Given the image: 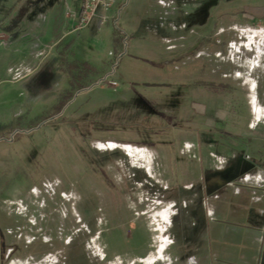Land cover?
Listing matches in <instances>:
<instances>
[{
	"label": "rangeland",
	"instance_id": "rangeland-1",
	"mask_svg": "<svg viewBox=\"0 0 264 264\" xmlns=\"http://www.w3.org/2000/svg\"><path fill=\"white\" fill-rule=\"evenodd\" d=\"M81 6L0 0V236L45 264L198 259L221 225L228 237L248 222L244 209L230 215L226 196L249 137L264 138V0H118L101 55L91 24L87 39L67 38L45 63L69 77L93 68L84 89L57 101L62 80L37 99L8 70L21 56L15 42L36 40L56 18L78 21ZM200 30L221 48L188 58ZM167 208L160 232L154 216Z\"/></svg>",
	"mask_w": 264,
	"mask_h": 264
},
{
	"label": "crops",
	"instance_id": "crops-1",
	"mask_svg": "<svg viewBox=\"0 0 264 264\" xmlns=\"http://www.w3.org/2000/svg\"><path fill=\"white\" fill-rule=\"evenodd\" d=\"M49 1L50 0H47V3ZM62 1H64L68 7H71L74 2V0H61V2ZM73 15L76 16V14L72 13L71 16ZM52 23L53 24L50 25V31H43L44 33L36 37V40L32 39L30 42L17 40L15 42L22 48L19 62L8 68L11 74H15V71L19 72V74L14 77L13 82L15 84L25 81L29 82L28 80L45 66L51 51H53L52 49H56V52L61 56L62 52L60 47L63 46V43L67 38L75 35L78 39L82 37L87 39L88 33L82 34L83 29L75 34V28L77 26L76 19L71 22L65 21L63 23L61 19L56 18L54 21H52ZM55 26L58 27V31L54 33V35L53 29L55 30ZM102 28L98 29L96 27L97 30L93 28L89 33V37H92L93 41L95 39L94 53H97L98 55H101L107 46L104 38L99 36V32L102 30ZM1 38H4V36H1ZM233 47L234 46H231V48ZM100 58L101 57L98 56V62L101 60ZM85 64L87 63L85 62ZM50 68H52V70L55 69L54 67ZM159 74L161 73H158V75ZM164 74L167 75L165 72ZM42 97L43 95L37 96V99H41ZM259 123L263 124L264 119ZM254 129L255 125H253L252 120L251 126L247 124L246 132L248 130L253 132ZM229 134H235L234 136L242 135L239 134V132ZM249 142L252 144V146L247 150V152H250L249 157H247L248 160L246 161V159H243V161H240V163L245 162V164H239L236 162L235 174L232 175L233 178L231 179V182L238 186V189H234L231 194H233V196L236 198H240L241 202L237 204V206L233 207L231 194L228 197L226 196L227 200L225 199L228 202L226 208L229 209L230 215H238V209H244L243 211L245 212V216L247 217L248 221L247 224H244V228H241L239 225L235 234L232 236L229 232L228 237L221 236L223 232H228V227H222L221 225L220 229H217V231H219V237L217 236L213 238V240L209 239V241L206 242V247L209 252L198 254V259L194 256H191L194 257L191 259L190 256H188L185 258L187 260H183V264H264V138L259 139L249 137ZM255 175L260 177L258 181H256L255 178L246 181L244 180L246 176L254 177ZM220 179L221 178H219V180ZM222 184L224 183L222 182L220 185ZM225 227L226 229H224ZM238 229H242L243 232H238ZM211 244H214L218 247L217 250L219 253L215 254V251L214 253L211 252L213 251L211 249ZM199 245L200 244H198V246ZM19 247V242L8 243L3 237L0 236V264H5L6 261H8L7 264H45L44 260L35 259L33 256H30L31 254H26L25 256L18 255ZM22 248L26 250L29 247L25 245Z\"/></svg>",
	"mask_w": 264,
	"mask_h": 264
},
{
	"label": "flooded vegetation",
	"instance_id": "flooded-vegetation-1",
	"mask_svg": "<svg viewBox=\"0 0 264 264\" xmlns=\"http://www.w3.org/2000/svg\"><path fill=\"white\" fill-rule=\"evenodd\" d=\"M195 1H199V0H195ZM219 0H214V3L217 4ZM216 18L214 17V21H213V27L215 28L216 26ZM205 21L202 23V25L205 28L204 25ZM214 28L212 30H214ZM192 33H196V35H198V45H195L194 47H197V51L194 53H185V56H188V58L192 55V57L196 55L197 52H200L202 49H206L207 52H216L217 50H219L221 48V40L218 39V37H216L214 34V38L212 37V39L206 40L204 33L205 31H192ZM203 34V35H202ZM185 47V46H183ZM180 52V51H179ZM94 69H88V68H79V66H76L74 69V72H72V74L70 75V77L68 76V74H66L65 72H62V69H58L56 70H51V69H47V67H42L39 72H37L33 78H31L29 80V82H31L33 85L35 90L39 93L38 96H42L44 93L50 92L52 86L54 85H59L60 81H66L63 82V84L59 85V91H58V98L57 101H61V99L64 98H69L70 94L72 91L74 92H81L84 87H83V82L84 80H86L89 76H94ZM33 79V80H32ZM32 80V81H31ZM105 80V77H103L100 80V83H102ZM76 83V84H75ZM69 90L71 91L69 93ZM43 91V92H41ZM41 92V93H40Z\"/></svg>",
	"mask_w": 264,
	"mask_h": 264
},
{
	"label": "built area",
	"instance_id": "built-area-1",
	"mask_svg": "<svg viewBox=\"0 0 264 264\" xmlns=\"http://www.w3.org/2000/svg\"><path fill=\"white\" fill-rule=\"evenodd\" d=\"M117 4L118 0H82L79 15L72 16L78 19L75 30L81 31L91 24L98 29L104 27L108 20L107 13L111 12Z\"/></svg>",
	"mask_w": 264,
	"mask_h": 264
},
{
	"label": "bare ground",
	"instance_id": "bare-ground-1",
	"mask_svg": "<svg viewBox=\"0 0 264 264\" xmlns=\"http://www.w3.org/2000/svg\"><path fill=\"white\" fill-rule=\"evenodd\" d=\"M138 157H140V159H142V160L147 159V156L144 152H141ZM170 215H172L171 210H170V208H167V209L161 211V213L156 216L157 218L154 216V221H156V223H158L157 224L158 225V228H157L158 231H160V232L164 231L165 227H163L162 223L167 221L169 219Z\"/></svg>",
	"mask_w": 264,
	"mask_h": 264
},
{
	"label": "water",
	"instance_id": "water-1",
	"mask_svg": "<svg viewBox=\"0 0 264 264\" xmlns=\"http://www.w3.org/2000/svg\"><path fill=\"white\" fill-rule=\"evenodd\" d=\"M79 31L78 30H75V34L78 33Z\"/></svg>",
	"mask_w": 264,
	"mask_h": 264
}]
</instances>
